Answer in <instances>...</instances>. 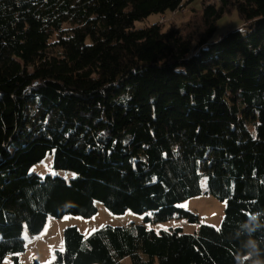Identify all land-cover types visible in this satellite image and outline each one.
Here are the masks:
<instances>
[{"label": "trees", "instance_id": "trees-1", "mask_svg": "<svg viewBox=\"0 0 264 264\" xmlns=\"http://www.w3.org/2000/svg\"><path fill=\"white\" fill-rule=\"evenodd\" d=\"M185 5L0 0V263L19 264L23 233L48 217L90 218L100 203L194 223L177 205L202 195L226 205L218 229L69 227L53 264H237L253 213L264 249V0L203 1L182 27H134ZM232 10L246 30L213 41ZM48 154L75 177L31 173Z\"/></svg>", "mask_w": 264, "mask_h": 264}, {"label": "rangeland", "instance_id": "rangeland-1", "mask_svg": "<svg viewBox=\"0 0 264 264\" xmlns=\"http://www.w3.org/2000/svg\"><path fill=\"white\" fill-rule=\"evenodd\" d=\"M203 1L213 0H183L186 3L184 10L177 12L175 15L166 13L163 16L151 15L141 22H136L134 27L141 29L150 26L156 22H163L164 29H168L170 25L182 27L189 18H191L192 11L199 10ZM216 1V0H215ZM243 21L238 17L235 10L222 16L216 24V32L212 40H218L222 35L232 30L245 31ZM53 154H48L38 164L34 165L31 173L45 177L47 175L59 176L66 180L75 177L74 174L65 171L52 170ZM205 179L201 180V188ZM225 203H222L211 196L202 195L189 199L179 205L178 208L191 213L198 217V222L190 223L187 218H181L177 215L164 222H155L154 215L151 212L137 215L132 212H125L123 215H113L105 207L96 203L97 213L90 218H83L80 216L66 215L62 218L55 219L48 217L43 230L36 236H31L27 232L23 233L25 241V252L17 255L19 264H48L53 262L57 252L63 250V231L69 227H75L84 236L88 237L92 233L103 227H126L129 225L144 226L147 230H152L156 233L161 231H173L180 229L183 234L194 235L197 234L201 225H206L218 229L224 217ZM62 249V250H61ZM0 264H14L11 256L3 258ZM121 264H131L128 258L121 261Z\"/></svg>", "mask_w": 264, "mask_h": 264}, {"label": "clouds", "instance_id": "clouds-1", "mask_svg": "<svg viewBox=\"0 0 264 264\" xmlns=\"http://www.w3.org/2000/svg\"><path fill=\"white\" fill-rule=\"evenodd\" d=\"M264 214V213H261ZM259 221V215L253 213L245 221L247 225L246 232H248L249 238L245 241L244 251L241 254V260L237 261V264H264V249L260 247L259 242L253 238L252 234L256 231V224ZM251 229V231H248ZM247 257V261L244 257Z\"/></svg>", "mask_w": 264, "mask_h": 264}, {"label": "snow or ice", "instance_id": "snow-or-ice-1", "mask_svg": "<svg viewBox=\"0 0 264 264\" xmlns=\"http://www.w3.org/2000/svg\"><path fill=\"white\" fill-rule=\"evenodd\" d=\"M202 186H206V180L203 182ZM61 250H62V249H61ZM53 259H55V257H53ZM48 264H52V262L49 261Z\"/></svg>", "mask_w": 264, "mask_h": 264}]
</instances>
